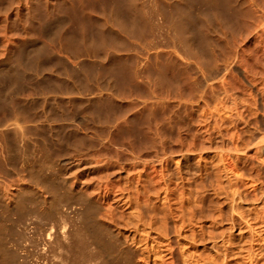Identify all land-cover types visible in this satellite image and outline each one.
<instances>
[{
	"label": "bare ground",
	"instance_id": "obj_1",
	"mask_svg": "<svg viewBox=\"0 0 264 264\" xmlns=\"http://www.w3.org/2000/svg\"><path fill=\"white\" fill-rule=\"evenodd\" d=\"M47 1L92 26L0 56V264H227L242 207L264 229V0Z\"/></svg>",
	"mask_w": 264,
	"mask_h": 264
},
{
	"label": "rangeland",
	"instance_id": "obj_2",
	"mask_svg": "<svg viewBox=\"0 0 264 264\" xmlns=\"http://www.w3.org/2000/svg\"><path fill=\"white\" fill-rule=\"evenodd\" d=\"M1 2H0V4H1V6H0V8H2V9H0V10H2V12L3 11H5L6 10V8L8 7V6H10V4H15V2L17 1H15L14 2V0H4V1H2V0H0ZM6 1V2H5ZM9 1V2H8ZM25 0H23V2H24ZM36 1V2H35ZM41 1H45V0H29V3H30V6H29V4H27L28 6H25V8H23V10H22V14H21V11H20V15L23 17H21V16H19V14H16L14 11V13L15 14H13L12 13V9L14 8V6L15 5H12L11 7H8V8H10V9H8L7 8V10L9 11L8 13L11 15V16H9L8 18L10 19H14L15 20V15L17 16V18L19 19H17L16 18V20L14 21L13 19H12V21H11V19L8 21V20H6L5 21V19H3L4 21H5V25H4V27L6 28V26L7 25H10L11 26V28H10V26H7V27H9V29L8 28H6V31L5 32H8L9 30L11 31H9V34H10V36H9V34H6L5 33V35H6V39L8 40H4L5 38H3L2 39V37H0V56L1 55H3L2 57L3 58H5L6 60H8L7 62H11L10 63V65H13L14 66V64H15V66H17L18 65V63H19V59H21V57H22V55H20L22 52L24 53L25 51L27 52V54H28V60L27 59H25L24 60V63H29L28 65H33V64H35V63H39L40 61L39 60H41L42 58H44V55H43V57H41L40 55L38 56V57H36V60H34L35 59V57H33L34 59H32V56L30 55L29 56V54L31 53H29V51H35V49L37 50L38 48H37V46L39 47V49H42L43 48V50H41L42 51V53L44 54L45 53V48L46 49H49L48 48V46H52L53 48H56V46L57 47H59V45L61 46V44H65L64 42H65V34L66 33H64L63 31H65L66 32V30H64L66 27H70V29L72 28L73 30H75V29H77V30H81V31H85L84 30V28L86 29V30H88V28H89V26H92V24L91 25H88L89 23H91V22H87V20H85L84 21V19H82L83 17H85V15L83 14V13H81L78 9H76V8H74V6L72 7V8H74L73 9V13L74 12H76V13H74L75 15H79L78 17L79 18H77V17H75V15L74 14H72V9H70V11L68 10V8L66 7H64L63 5H60L59 3V5H57L56 3H57V1H55V5H57V6H55V5H52V3H50L51 5V7L50 6H46V5H49V3H48V1L46 0L45 2H44V4H43V2H41ZM13 2V3H12ZM47 2V4L45 5V3ZM50 2H52V0H50ZM93 2H95V3H97V2H99L100 4L102 3V1L100 0H84L83 1V5H84V7L88 10V6H87V3H89L88 5H89V9L92 7L91 5H93V7H95L94 9H98L100 6V4H94ZM36 3H37V5H36ZM41 3V4H40ZM90 3H92V4H90ZM2 4H4V5H6L7 7L6 8H3V5ZM34 4L36 5L35 6V8H34ZM38 4H39V6H38ZM53 4H54V2H53ZM40 5H42V6H40ZM94 5H96V6H94ZM97 5H98V8H96L97 7ZM33 6V7H32ZM44 6H46V8L44 7ZM55 6V9H53L52 10V8ZM60 7V9H59V11L62 9L63 11H62V13H65V14H62L61 13V15H59L60 14V12H57L58 11V9L57 8H59ZM63 6V8H61ZM28 7V8H27ZM40 7V8H39ZM47 10V8H50L51 9V11L49 10V16L47 15V13H48V11H47V13H46V10L44 9V8ZM76 7V6H75ZM30 8H33V10H31ZM5 9V10H4ZM25 9V10H24ZM30 9V10H29ZM43 9L45 10V11H43ZM66 9L68 10V11H66ZM92 9V8H91ZM6 10V11H7ZM14 10V9H13ZM30 12H33V14L32 13H30ZM5 11V12H6ZM11 11V12H10ZM24 11H26V12H24ZM43 11V12H42ZM53 11V12H52ZM55 12V13H54ZM57 12V13H56ZM78 12L79 13H81V14H83L84 16L83 17H81V20H80V14H78ZM29 13V14H28ZM45 13V14H44ZM53 13V14H52ZM67 13H68V15L69 16H71L70 15V13L73 15V18L75 17L76 19H73V18H69V19H72V21L71 22H69V24H68V26H65L66 24H64L63 22H61V23H55V22H57V20L55 19V17L54 16H56V18H58V16H63V15H66L67 17H69L68 15H67ZM3 14V13H2ZM1 12H0V20H2V18H1ZM8 14V15H9ZM42 14L44 15V18H43V16H42ZM55 14V15H54ZM14 15V16H13ZM27 15V16H26ZM52 15H54V16H52V20H49V18L51 17ZM29 16V17H28ZM20 17V18H19ZM28 17V18H27ZM48 19V20H46V18ZM53 17H54V19H53ZM72 17V16H71ZM21 18H22V22H21ZM44 19L46 20L45 21V23H44ZM3 20L2 21H0V24L1 23H3ZM43 20V21H42ZM84 22H83V21ZM48 21H51V22H48ZM75 21H76V23H75ZM9 22V23H8ZM15 22V23H14ZM46 22H47V24H46ZM52 22H54V24H55V26L53 25V23ZM75 23V24H73V23ZM83 22V23H82ZM88 24H87V23ZM14 23V24H13ZM44 23V24H43ZM51 23V24H50ZM87 25H86V24ZM7 24V25H6ZM13 24V25H12ZM2 25V24H1ZM0 25V26H1ZM41 25V26H40ZM46 25V27H44ZM51 25V26H50ZM65 26L64 28H62V26ZM49 26V27H48ZM60 26V27H59ZM41 27V28H40ZM44 27V28H43ZM59 27V28H58ZM78 27H80L79 29H78ZM49 28H50V30H49ZM55 28H58V29H55ZM62 28V30H60ZM8 29V30H7ZM12 29V30H11ZM56 31H55V30ZM17 30V31H16ZM40 30H42L43 32H40ZM44 30H45V32H44ZM46 30H48V32L46 31ZM55 32H53V31ZM60 30V31H59ZM72 30V31H73ZM15 31V32H14ZM71 31V30H70ZM57 32H60V33H57ZM13 33V34H12ZM50 33V34H49ZM52 34V35H51ZM55 34V35H54ZM58 34V35H57ZM63 34V35H62ZM65 35V36H64ZM9 36V37H8ZM51 36V37H50ZM13 39V40H12ZM62 39V40H61ZM2 40L3 41H7L6 42V45H1V44H5V42H3L2 43ZM30 40H32L31 41V45L29 44L30 42L29 41ZM33 40L35 41V42H33ZM61 40V41H60ZM21 41V42H20ZM23 41H26V42H23ZM48 41V42H47ZM63 41V42H62ZM12 42V43H11ZM18 42V43H17ZM21 43L23 44V45H21ZM26 43V44H25ZM34 43H36V44H34ZM49 43V44H48ZM58 43V44H57ZM7 44H8V46H7ZM11 44V45H10ZM14 44V45H13ZM18 44V45H17ZM52 44V45H51ZM25 45H27V46H25ZM35 45H36V48H35ZM44 45H46V46H44ZM4 46V47H3ZM34 46V47H33ZM20 47V48H19ZM28 47V48H27ZM30 47H32V48H30ZM51 47V48H52ZM10 48V49H9ZM30 48V49H29ZM4 49V50H3ZM21 49V50H20ZM32 49V50H31ZM38 49V50H39ZM23 50V51H22ZM2 51V52H1ZM13 51V52H12ZM10 52V53H9ZM26 52H25V55H26ZM47 52V51H46ZM4 53V54H3ZM6 53V54H5ZM14 53V54H13ZM22 53V54H23ZM41 53V54H42ZM8 54V55H7ZM19 55V56H18ZM8 56V57H7ZM10 56H11V59H9L10 58ZM21 56V57H20ZM1 57V58H2ZM20 57V58H19ZM40 57H41V59H40ZM8 58V59H7ZM39 58V59H38ZM38 59V60H37ZM16 60V61H15ZM30 60V61H29ZM15 61V62H14ZM41 61H43L44 62V60L42 59ZM17 63V64H16ZM250 207V208H249ZM241 210V211H240ZM239 210V214H240V216L241 217H237L236 216V219L238 220L239 218V220H238V222H237V220L235 219V226L232 228V231H231V243L233 244V247L235 248H233L232 247V249L231 250H229V252L227 253V256L229 257V258H226V261H227V259H228V261H227V264H256L257 262H258V260L264 255V243L263 242H259V240H260V238H258V236L259 237H261V233L263 232V226L261 225V217H260V215L259 216H257V214H255V213H253V212H255V210H253V208H252V206H247V207H242V209H240ZM243 210V211H242ZM247 210H250V212L249 211H247ZM252 212V213H251ZM242 218V219H241ZM261 227V228H260ZM186 229V234L187 235H190L189 233L190 232H188L189 230H188V228L186 227L185 228ZM188 232V233H187ZM233 233V234H232ZM259 233V234H258ZM186 234H183L182 232H181V235H186ZM261 234V235H260ZM183 236H181V237H183ZM188 237L189 236H187V239H188ZM233 237V238H232ZM182 239V238H181ZM259 239V240H258ZM189 240V239H188ZM144 241H142V244H141V246L143 245V247L145 248V246L146 245H148L149 243H151V242H144ZM153 242H155V241H153ZM152 242V243H153ZM146 244V245H145ZM151 245H153V244H150V246L148 245V247H146L147 249H149V251L150 250H154V249H152V248H155L156 247V245H155V247H152ZM187 245V246H186ZM186 245H184V244H181V252L183 253H185L186 254V256H185V258H183V259H186V257H187V260L189 259V263L187 262V260H185L184 262H186L187 264H197L196 262H198L199 264H203V262L206 260V258H207V256H209V257H213L212 256V252H210V251H203L202 249H200V248H193V247H191L192 245H189V244H186ZM236 245V246H235ZM256 245V246H255ZM183 246H185V247H183ZM263 246V247H262ZM156 249L157 248H155V251H156ZM200 250H202V251H200ZM253 250V251H252ZM255 251V252H254ZM203 252V253H202ZM209 252V253H208ZM234 252V253H233ZM252 252V253H251ZM151 253V254H150ZM150 253H149V259L147 260V263H144V264H155L154 263V261L152 260V259H154V255H153V253H154V251H150ZM183 253V254H184ZM207 255H206V254ZM256 253V254H255ZM263 253V254H262ZM252 254H253V256H252ZM260 254H262L261 256H260ZM152 257H151V256ZM230 255V256H229ZM249 255V256H248ZM258 256V258H257V256ZM190 256V257H189ZM198 256V257H197ZM203 256V257H202ZM247 256L248 257H252V260L250 259V258H247ZM206 257V258H205ZM192 258V259H191ZM204 260H203V259ZM231 258V259H230ZM256 258V259H255ZM248 259V260H247ZM203 261V262H202ZM230 261V262H229ZM182 262L183 261H180V264H182ZM259 262L261 263L262 261H260L259 260ZM258 262V263H259ZM67 263H69V262H67ZM66 263V264H67ZM226 263V262H225ZM257 263V264H258ZM259 263V264H260ZM84 264H90L89 262L87 263H84ZM95 264H98V262L97 263H95ZM157 264V263H156ZM261 264H264L263 262L261 263Z\"/></svg>",
	"mask_w": 264,
	"mask_h": 264
}]
</instances>
